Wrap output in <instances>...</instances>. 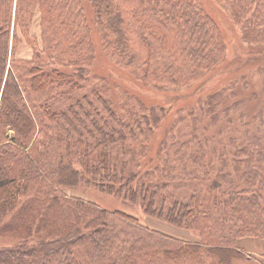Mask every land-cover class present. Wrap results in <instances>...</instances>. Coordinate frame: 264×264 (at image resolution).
<instances>
[{"label":"trees","instance_id":"obj_1","mask_svg":"<svg viewBox=\"0 0 264 264\" xmlns=\"http://www.w3.org/2000/svg\"><path fill=\"white\" fill-rule=\"evenodd\" d=\"M89 1L104 53L139 88L179 90L216 74L225 61L219 12L250 44L246 62L260 60L264 71V0ZM38 10L46 46L31 60L15 58L27 17ZM82 17L78 0H0V235L14 240L0 247V264H263L238 247L243 238L264 240L260 141L254 147L261 150H238L208 179L215 190L208 210L197 191L175 198L170 172L156 169V176L137 163L167 105L116 107L97 88L60 111L48 101V92L80 91L89 79L95 48ZM81 187L139 206L198 240L152 231L63 192Z\"/></svg>","mask_w":264,"mask_h":264},{"label":"rangeland","instance_id":"obj_2","mask_svg":"<svg viewBox=\"0 0 264 264\" xmlns=\"http://www.w3.org/2000/svg\"><path fill=\"white\" fill-rule=\"evenodd\" d=\"M78 1L85 13V20L82 17L78 21H84L85 27L90 31L95 59L89 70V79L82 90L73 91L70 85H66L53 93L48 92V101H53L54 109L60 111L88 94L92 88H97L105 91L116 107L119 102L127 106L138 103L167 105L170 109L168 115L156 134L150 138L146 156L138 157L137 163L145 164L146 171L150 173L156 169H160L162 175L170 172L173 176L170 190L175 198L186 200L197 191L205 208L215 209L209 203L215 190L211 189L208 179H213L224 168L223 161L232 163L238 150H261L254 147V143L258 141L261 143L259 147L264 149V71L261 64L256 63L260 60L250 64L246 62L249 57L246 48L250 44L244 42L239 33L226 22V16L219 12L218 18L222 23L220 32L225 39V61L215 71L216 74L179 90L150 91L153 89L139 88L104 53L91 3L89 0ZM204 6L208 8L209 5L204 1ZM216 10L220 11L218 8ZM213 15L216 16L215 13ZM27 19L25 24H29V31L22 30V39L16 46L14 57L31 60L34 52H41L47 42L41 30L40 11L34 12ZM260 53L264 55L263 50ZM41 55L47 62L48 51H42ZM208 107L209 112L206 111ZM214 107L215 112L212 113ZM258 168L261 177H264V165ZM227 170L235 176L232 165H228ZM155 174L159 176V172ZM235 179L238 180L236 177ZM63 192L70 197L91 201L110 213L121 211L136 217L143 227L152 231L190 242L198 240L196 233L150 219L139 206L129 205L94 188L64 189ZM221 211L222 208L216 214ZM113 221L122 230L132 229L116 218ZM257 241L264 240L243 238L239 240L238 246L247 252H256L252 246ZM13 242L12 238L0 235V247L12 245ZM257 258L264 264V255Z\"/></svg>","mask_w":264,"mask_h":264},{"label":"crops","instance_id":"obj_3","mask_svg":"<svg viewBox=\"0 0 264 264\" xmlns=\"http://www.w3.org/2000/svg\"><path fill=\"white\" fill-rule=\"evenodd\" d=\"M239 242V241H238ZM239 248H240V245L238 246ZM252 247H254L255 249V251L256 252H251V251H246V250H244L243 248H240V249H242V250H244L245 252H247V253H250V254H252V255H257V256H262V255H264V241L263 242H259V241H257L255 244H253V246ZM260 252V253H259ZM257 256H255V257H257Z\"/></svg>","mask_w":264,"mask_h":264}]
</instances>
